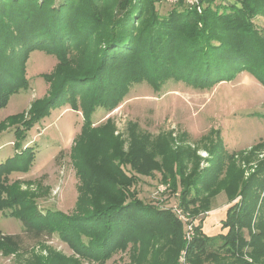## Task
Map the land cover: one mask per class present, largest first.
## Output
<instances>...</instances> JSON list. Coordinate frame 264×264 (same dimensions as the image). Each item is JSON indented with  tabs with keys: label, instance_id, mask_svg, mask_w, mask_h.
<instances>
[{
	"label": "trees",
	"instance_id": "16d2710c",
	"mask_svg": "<svg viewBox=\"0 0 264 264\" xmlns=\"http://www.w3.org/2000/svg\"><path fill=\"white\" fill-rule=\"evenodd\" d=\"M157 1L0 0V110L29 87L27 61L32 52L44 51L58 59L55 70L42 75L50 83L48 97L0 122V134L13 129L15 137L13 156L0 160V212L18 219L28 239L40 244L43 237L58 233L80 257L100 264L129 244L134 264H178L184 249L188 264H264L262 204L258 208L264 190V159H259V152L242 159L250 171L258 157L257 167L248 176L235 158L223 166L209 161L210 167L202 170L188 162L197 155L196 149L180 143L186 136L176 139L175 151L170 132L162 136L159 141L165 150L157 166L167 167L182 209L197 218L212 210V199L223 190L232 204L222 222L226 234L208 237L200 224L186 244L184 225L171 208L160 209L128 194L141 176L151 177L148 134L132 128L134 139L126 154L122 142L118 144L121 139L112 133L111 121L92 126L97 106L116 108L131 87L142 82L158 91L171 80L208 90L248 71L264 85V33L253 23L256 16L264 15V0H206L202 14L180 0L166 18L155 10ZM72 49L79 51L78 58L69 57ZM84 49L89 52L86 64ZM67 102L73 110H81L84 118L73 148L81 185L72 216L39 211L34 193L22 190L20 181L10 183L13 173L29 172L36 160L35 147L25 143L27 133L53 108ZM172 158L178 171L168 165ZM184 162L194 171L186 173ZM128 164L137 175L125 173ZM101 182L108 184L107 194L99 195ZM21 241V235L0 233V251H20ZM36 259V264H48L44 257ZM71 262L60 258L55 264Z\"/></svg>",
	"mask_w": 264,
	"mask_h": 264
},
{
	"label": "rangeland",
	"instance_id": "374dc122",
	"mask_svg": "<svg viewBox=\"0 0 264 264\" xmlns=\"http://www.w3.org/2000/svg\"><path fill=\"white\" fill-rule=\"evenodd\" d=\"M179 2L180 0L172 4L167 0H159L155 3V10L162 18H166ZM253 23L264 33V15L256 16ZM83 55L85 57L87 55L85 49ZM69 57L78 58L79 51L72 49ZM88 61L89 52L85 64ZM57 64L58 59L55 55L44 51H34L30 54L26 73L29 87L11 97L8 105L0 110V122L28 111L33 101L48 97L50 83L42 75L51 74ZM82 113L81 110H73L68 102L53 108L50 116L42 119L27 133L25 143L34 146L36 152V160L31 170L27 173H13L10 176V183L20 181L23 183L22 190L34 193L35 204L43 213L52 211L72 216L76 212L81 178L77 167L78 157L75 156L73 148L84 124ZM263 115L264 85L248 71H242L232 81L219 83L208 90L194 89L182 81L173 80L168 81L159 91L148 82L135 84L116 108L109 110L97 106L92 115V126L98 127L111 121L112 133L121 139L118 144L122 142L121 150L126 154L130 152L131 140L134 139L131 135L132 128L148 134L150 142L147 146V158L153 166L151 177L141 176L139 182L134 183L128 190V194L160 209H174L175 206H180L179 191H172L173 178L168 174L167 167L158 168L163 161L161 155L165 150L164 144L159 141L162 136L170 132L174 139L171 144L173 151L178 147L179 142L176 141L179 136H186V141L181 140L180 143L196 149L197 156L188 161H193V167L207 169L211 165L209 161L213 160L218 166H223L228 163L229 158H235L238 160V166L244 168L248 176L257 167V158L264 159ZM14 142L13 129L0 134L2 149L0 160L13 156ZM257 152L259 155L252 160L249 171L246 167L247 162L242 159ZM188 162H184L186 173H189V170L194 171V168L188 166ZM168 165L174 172L178 171L179 166L173 158ZM124 170L130 177L137 175L130 164ZM164 174L167 175V181H164ZM224 176L225 169L221 179L225 178ZM179 179L180 177L177 176V182ZM219 184L222 185L221 180ZM107 185L105 182L100 183L99 195L109 192ZM224 203L229 204V198L223 190L212 199L210 207L213 210ZM260 205L264 213V190L260 193L258 208ZM182 211L189 215L187 217L194 231L202 224V231L207 235L208 232L205 230L208 229V212H201L197 218H194L190 211L186 212L184 209ZM225 217L223 221L226 220ZM178 220L181 221L179 218ZM23 229L24 226L18 219L5 217L0 212V233L22 236V249L11 254L0 251V264H36L37 256L44 257V261L48 264H55L60 258H70L72 264H77L73 260H77L79 264H100L80 257L58 233L43 237V243L38 244L35 240L25 237ZM185 230L184 225V241ZM222 230L224 234L228 231L223 227ZM246 236L248 237L247 233ZM132 246L129 244L125 251L117 252L104 264H134L131 259ZM165 251H169V245L166 246ZM182 251L178 254V264H182ZM247 260L251 261L248 258Z\"/></svg>",
	"mask_w": 264,
	"mask_h": 264
},
{
	"label": "built area",
	"instance_id": "2783aa9c",
	"mask_svg": "<svg viewBox=\"0 0 264 264\" xmlns=\"http://www.w3.org/2000/svg\"><path fill=\"white\" fill-rule=\"evenodd\" d=\"M168 2H171L172 4H176L178 0H167ZM185 3L187 4V6H189V8L192 9H196L200 14H202L203 10L206 7V0H184ZM221 1L223 3H228V2H233L236 0H218ZM173 212L178 216V218L184 223L185 225V242L186 243H191L192 239L194 238L195 235V231L193 229V225L190 224L191 221H189V215L187 213H184V211L181 210V207L179 206H175L174 209L172 208ZM188 216V217H187ZM181 263L182 264H186L187 260H186V250L182 251V255H181Z\"/></svg>",
	"mask_w": 264,
	"mask_h": 264
},
{
	"label": "crops",
	"instance_id": "0c3cea01",
	"mask_svg": "<svg viewBox=\"0 0 264 264\" xmlns=\"http://www.w3.org/2000/svg\"><path fill=\"white\" fill-rule=\"evenodd\" d=\"M230 205L228 203H224V205H220L217 208H214L212 211L208 212V229L205 230L206 232H208V237H216L220 234H224V232H222L223 230L221 223L224 220L226 211Z\"/></svg>",
	"mask_w": 264,
	"mask_h": 264
}]
</instances>
